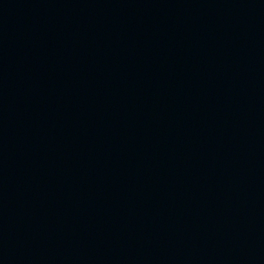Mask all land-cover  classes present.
<instances>
[{"label":"water","instance_id":"95a60500","mask_svg":"<svg viewBox=\"0 0 264 264\" xmlns=\"http://www.w3.org/2000/svg\"><path fill=\"white\" fill-rule=\"evenodd\" d=\"M0 264H264V0H0Z\"/></svg>","mask_w":264,"mask_h":264}]
</instances>
